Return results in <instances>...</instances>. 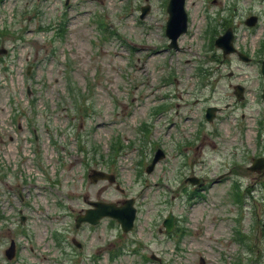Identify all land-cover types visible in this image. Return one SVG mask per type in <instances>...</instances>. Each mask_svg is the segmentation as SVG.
<instances>
[{
	"label": "rangeland",
	"instance_id": "obj_1",
	"mask_svg": "<svg viewBox=\"0 0 264 264\" xmlns=\"http://www.w3.org/2000/svg\"><path fill=\"white\" fill-rule=\"evenodd\" d=\"M186 2L188 31L172 53L164 35L166 0H0V46L7 48L0 62L10 67L7 72L0 64L2 206L10 211L4 192L10 184L16 190L40 182L29 191L33 210L24 222L30 227L26 239L0 228V259L15 237L26 245L25 257L55 264L60 250L54 232L71 228L68 237L82 243V264H155L151 253L164 264H200L201 257L204 264H235L241 258L264 264V175L258 179L247 168L259 145L264 153V132L256 130L257 119L264 118L258 92L264 16L255 29L242 23L249 13H264V0ZM147 4L141 19L140 8ZM223 12L234 13L236 42L255 56L253 62L230 55L223 62L220 50L206 49L214 25L223 31ZM56 21L66 35L56 38L53 51L52 32L39 26ZM235 80L244 86V98L226 105L235 99ZM207 96L206 103L223 109L197 135ZM144 120L150 123L146 139L139 130ZM120 141L113 159L111 147ZM158 147L165 155L146 172ZM93 170L114 172L120 181L93 183L88 178ZM190 175L205 177L207 186L189 200L185 189L196 190L185 181ZM219 175L223 179L214 182ZM234 179L244 196L239 206L232 196ZM126 198L135 202L133 230L123 233L106 218L97 226L74 228L86 200ZM38 205L45 207L39 216ZM65 208V216H54ZM168 211L181 216L189 231L179 242L178 233L159 232ZM12 224L18 227L20 217ZM235 226L249 239L235 240ZM119 243L125 244L123 253L107 260V251Z\"/></svg>",
	"mask_w": 264,
	"mask_h": 264
},
{
	"label": "water",
	"instance_id": "obj_2",
	"mask_svg": "<svg viewBox=\"0 0 264 264\" xmlns=\"http://www.w3.org/2000/svg\"><path fill=\"white\" fill-rule=\"evenodd\" d=\"M185 0H169L168 6H167V12H168V20L166 22V35L171 39V42L169 43V46L176 47L175 42L177 37L183 33L186 30L187 26V14L184 8ZM147 11V8H142V14L141 17L145 15ZM256 22V17L252 16L248 18L245 23L249 26L254 25ZM233 35L231 33V30L228 29L223 35L219 36L215 44L217 46L222 47L224 53H229L234 51L232 48V41ZM261 72L264 76V61L261 65ZM235 94L238 99L242 98V87L236 86ZM262 97L264 98V87H263V93ZM214 107H209L206 110V117L208 120H211L213 117ZM163 157V151L161 149H157L154 153V157L152 159L151 165L147 167V171L151 169V166L158 161L160 158ZM263 164H260V166ZM108 177L110 180H112L111 176L103 175L101 172H94V175L92 176V181H95L97 178H103ZM192 183H195L194 179L190 180ZM94 208L88 209L86 211V214L81 217L82 220H87L92 223H95L98 218H100L103 215H109L112 217H115L117 221L121 224L123 231H128L132 227V222L135 217V209L131 206L132 201L127 200L123 202V205L120 207H116L113 203H91ZM163 225L166 228V231H170L173 226V217L171 214L168 215L163 220Z\"/></svg>",
	"mask_w": 264,
	"mask_h": 264
},
{
	"label": "flooded vegetation",
	"instance_id": "obj_3",
	"mask_svg": "<svg viewBox=\"0 0 264 264\" xmlns=\"http://www.w3.org/2000/svg\"><path fill=\"white\" fill-rule=\"evenodd\" d=\"M236 46L238 47V45H236ZM224 57H226V55H225V56L223 55V58H224ZM19 212H22V210L20 209Z\"/></svg>",
	"mask_w": 264,
	"mask_h": 264
}]
</instances>
